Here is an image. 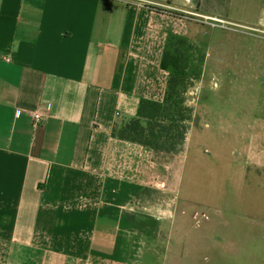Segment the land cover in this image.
Wrapping results in <instances>:
<instances>
[{
	"label": "crops",
	"instance_id": "crops-1",
	"mask_svg": "<svg viewBox=\"0 0 264 264\" xmlns=\"http://www.w3.org/2000/svg\"><path fill=\"white\" fill-rule=\"evenodd\" d=\"M133 2L0 0V264H166L181 175L111 130L162 101L165 47L202 22L198 0Z\"/></svg>",
	"mask_w": 264,
	"mask_h": 264
},
{
	"label": "rangeland",
	"instance_id": "rangeland-1",
	"mask_svg": "<svg viewBox=\"0 0 264 264\" xmlns=\"http://www.w3.org/2000/svg\"><path fill=\"white\" fill-rule=\"evenodd\" d=\"M199 14L224 23L199 22L195 37L168 48L181 53L192 120L167 164L181 175L180 218H168L157 254L166 264H264V0H230L224 17ZM165 195L143 192L154 202Z\"/></svg>",
	"mask_w": 264,
	"mask_h": 264
},
{
	"label": "trees",
	"instance_id": "trees-1",
	"mask_svg": "<svg viewBox=\"0 0 264 264\" xmlns=\"http://www.w3.org/2000/svg\"><path fill=\"white\" fill-rule=\"evenodd\" d=\"M229 3L230 0H198L196 9L224 17ZM172 42L165 47L161 59V68L169 71L162 101L140 100L135 115L111 130L112 138L149 149L152 161L161 165H167L182 152L192 120V109L185 101L190 84L181 53L178 49L174 53L168 49Z\"/></svg>",
	"mask_w": 264,
	"mask_h": 264
},
{
	"label": "built area",
	"instance_id": "built-area-1",
	"mask_svg": "<svg viewBox=\"0 0 264 264\" xmlns=\"http://www.w3.org/2000/svg\"><path fill=\"white\" fill-rule=\"evenodd\" d=\"M198 17L201 19V22L204 24H208L210 26H215L214 22L218 23H224L222 20H218L216 18L206 17L203 15H198ZM32 125L34 127H39L43 122V117L39 113H33L31 116Z\"/></svg>",
	"mask_w": 264,
	"mask_h": 264
}]
</instances>
